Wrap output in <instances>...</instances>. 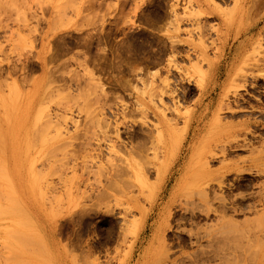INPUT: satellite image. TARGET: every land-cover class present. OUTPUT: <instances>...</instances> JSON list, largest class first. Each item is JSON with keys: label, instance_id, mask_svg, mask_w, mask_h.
Instances as JSON below:
<instances>
[{"label": "rangeland", "instance_id": "374dc122", "mask_svg": "<svg viewBox=\"0 0 264 264\" xmlns=\"http://www.w3.org/2000/svg\"><path fill=\"white\" fill-rule=\"evenodd\" d=\"M5 2L0 9L9 8ZM7 3L11 13L0 10V264H139L141 215L133 211L130 188L124 197L130 178L120 170L135 160L130 149L149 148L150 129L164 117L157 109L168 110L166 119L174 118L173 108L208 114L193 127L190 143L199 140L228 91L234 111L222 118L251 124L239 142L247 148L227 157L236 168L211 192L210 218L175 209L165 240L188 264L197 234L221 228L223 251L227 239L249 247L240 264L264 261V0ZM212 66L217 89L196 108L200 79ZM230 74L237 78L232 85ZM151 88H161L158 108L149 101ZM111 141L120 149H108ZM192 154L176 166L183 171L159 208ZM126 208L138 215H124Z\"/></svg>", "mask_w": 264, "mask_h": 264}, {"label": "bare ground", "instance_id": "6f19581e", "mask_svg": "<svg viewBox=\"0 0 264 264\" xmlns=\"http://www.w3.org/2000/svg\"><path fill=\"white\" fill-rule=\"evenodd\" d=\"M8 1L6 0L5 7L9 4V8L0 9L4 13H6L7 11L8 12L12 11L11 10L12 7L10 3H7ZM11 18L12 17L10 15L7 17L6 28L10 27L9 23H11L10 21H12ZM230 23L231 21L228 22L229 25H231ZM227 41L229 42L230 40L227 39L226 43H228ZM254 46L255 47L253 48L252 54H249V56L247 55L248 59L254 57V55L258 52L259 46L257 44ZM240 54H243V51H241ZM247 65L241 67L246 68L248 67ZM241 69L244 70V68ZM7 72H8L7 75L9 76L10 71ZM238 72H243V71L241 70ZM237 76L238 74L235 76V78ZM229 78H230L229 81L231 82L229 85L234 84V82L237 79V78L234 79L233 76H231V74ZM200 80H201L200 86L197 88L201 89L200 91L201 93L199 92L200 99L196 108L201 107V104L208 97L213 96V93L217 89L213 66L211 67L209 73L202 74V79ZM162 83L165 84L166 82L163 81ZM159 90H161V88ZM159 90H156V88L155 89L151 88L150 90L151 93L149 92L150 96H148L150 98L149 101L153 103L152 105H154V103L156 104L154 105L155 107L158 106L156 103V99L159 98L160 100V95L158 93ZM166 90L164 92L162 89V91L165 94H168L169 91L166 92ZM162 91H161V96L164 95L162 94ZM231 92H232L231 94H233L234 91ZM229 95L230 92L228 91L227 93H225L224 97L220 99L219 102H217L218 103L217 109L214 112L209 123L206 124V126L204 127V133H205L204 136H202V138H200L199 140H192V143H190L193 127L195 124H198L199 127V124L201 122L203 123L205 118L208 117V114L202 117H198L197 115L198 112L196 110H190L185 112V111H181L180 110L181 108L179 107L180 109L173 108L174 111L171 109L174 112V114L171 113L174 115V118L171 115L173 119H166L168 116L165 117L164 113L168 112V110L167 111L165 110V112H163L162 110L164 109H157L161 111L162 115L165 118L164 117L158 118V123L155 124L153 122L154 123L153 127L150 126L152 127L150 130L153 129L154 131L153 133L154 138L152 136L150 137L152 138L150 140L152 142L149 143L150 144L148 146L149 148L146 149L147 148L146 147L145 150L141 149V151L137 150V153L135 151L134 146H133L134 148L131 149L129 148L130 152L132 151L130 154L131 156L133 155V157L135 156V160L131 159L132 161H126L125 163H123V165L121 164L122 169L120 168L119 169L123 170L125 173L127 172L125 174L122 171L123 176L124 175L129 176L131 180L130 181L128 178L127 180L125 176L124 177L126 179L125 181L129 182L128 184L126 183L125 185L129 186L132 184L131 186H133L134 184L132 183L133 180L132 177L135 180V181L133 180L135 182V185L134 187H132L134 189L132 190L131 186L129 187L127 186V188L126 186H124V189H126L124 190V193L126 192L128 195V192L132 191L129 194L132 196L131 204L133 206L132 207L133 211H136L141 215V219L138 222L139 230L133 224L134 228L132 230H134V232L133 233L131 232L132 234H134L138 230L139 231L138 242L139 240L142 241L141 242L142 256L140 258L139 264H179L180 262L183 263V261L180 259V256H176L177 252L176 255L172 254L174 251H176V250L172 251V249H174L173 248L174 246H172L171 248L170 245L166 244V240H165L167 239L166 233L171 229H173L172 226L170 225L171 223L170 218L172 217V213L173 211H175V209L180 210L185 215H190L191 218L194 219L197 217L198 214L204 216L207 219L210 218V215L212 213V210L209 208L211 192L215 190L216 187L221 188V185L224 183L226 177L228 178V175L234 172L236 165L226 164L227 157L234 149L242 150L240 148H247L246 145L240 146L239 142L242 136H246L245 134L248 132L249 128L251 127V124L249 122H244L240 126H236L233 124H224V120H223L224 117L222 118L223 113L231 112L232 110L234 111V109L230 105L231 103H228L229 97L231 98V96ZM161 102L162 100H160L159 103ZM139 111H141L140 113L142 114L143 118L147 115L145 109H140ZM149 132L151 134V131ZM194 132L196 131L194 130ZM117 133L118 134L115 135H119V132ZM113 141H111V145H109L110 147H108V149L111 148L114 151V149L117 148L116 145L117 142L116 141L113 142ZM188 144L190 145L188 146ZM118 149L120 148H117L116 150ZM191 149L193 151V154L186 163L185 171L178 179L176 187L169 194L168 203L165 205V207L159 208L161 206V202L164 201L169 184L171 183L173 177L177 173H182L181 171H183V170L176 171L175 170L176 166L183 159L184 154ZM213 162L220 163L219 165L221 166L219 170L215 171L211 169L210 166L212 165L211 163ZM117 172L120 173L121 171H117ZM130 175L132 177H130ZM120 176L123 177L122 175ZM129 188L131 189V191ZM126 193L125 195L123 193L122 194L124 195V197L129 198L130 196L129 195L127 196ZM126 207H128V205ZM129 209L130 208H128V210ZM252 209L256 210L257 208L254 207ZM128 210L126 208L124 215L132 211V210L129 211ZM232 211L235 214L238 213V208L236 205H233ZM6 212L4 213L6 214L10 213L9 211ZM134 213L131 214L134 215ZM215 213L218 212L215 211ZM131 218H132L131 220L133 221L135 217L132 216ZM128 219L130 220V218L127 217V222ZM151 221L152 223L150 224ZM133 222H135V220ZM136 224L137 221L135 222V225ZM125 226H128V224ZM218 226L219 225H217V227ZM180 227L183 229V226L182 225L180 226L179 224V226L177 227L178 229L176 228V230L180 231L181 230ZM125 231H128V228H126ZM147 231L148 232L150 231L151 233L150 237L141 240V237L145 235ZM128 232H126V234ZM168 234H170V232ZM223 238L224 237L221 228L220 229L217 228L216 230L213 231L211 230L210 233L206 232V234L203 236L198 233L197 237H195V241H192L191 243L192 247H196L198 249L195 252L188 255L189 259L188 258L187 259L190 262L188 264H240L241 262H243L248 258V248H249L248 246L242 247L240 244H232L231 242H228L227 239H225V241L227 242V246H226L227 251H223L222 250ZM185 240L186 239H184V241L181 244H185L186 242ZM204 241H206L207 247L208 249H210V251H206L204 249L206 248V246H204L203 244ZM257 264H264V261H262L261 263L258 262Z\"/></svg>", "mask_w": 264, "mask_h": 264}]
</instances>
